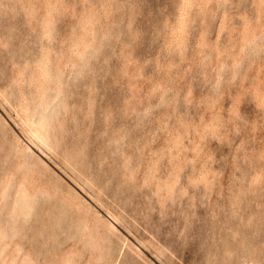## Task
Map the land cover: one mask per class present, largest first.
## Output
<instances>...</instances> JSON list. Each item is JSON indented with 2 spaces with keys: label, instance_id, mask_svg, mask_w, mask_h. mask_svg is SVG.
Masks as SVG:
<instances>
[{
  "label": "rangeland",
  "instance_id": "rangeland-1",
  "mask_svg": "<svg viewBox=\"0 0 264 264\" xmlns=\"http://www.w3.org/2000/svg\"><path fill=\"white\" fill-rule=\"evenodd\" d=\"M0 195V264H264V0H0Z\"/></svg>",
  "mask_w": 264,
  "mask_h": 264
},
{
  "label": "bare ground",
  "instance_id": "bare-ground-1",
  "mask_svg": "<svg viewBox=\"0 0 264 264\" xmlns=\"http://www.w3.org/2000/svg\"><path fill=\"white\" fill-rule=\"evenodd\" d=\"M26 123H27V121H26ZM29 123V122H28ZM30 124V123H29ZM28 125V124H27ZM33 126H34V124L31 126L32 128H33ZM30 169V168H29ZM8 172V171H7ZM40 175V174H39ZM19 176H20V174H19ZM14 179V178H13ZM39 179V178H38ZM4 180V179H3ZM19 182H20V180H19ZM27 182H29V181H27ZM15 184V183H14ZM23 190V189H22ZM36 190V189H35ZM34 190V191H35ZM36 192V191H35ZM34 193V192H33ZM36 194V193H35ZM1 196V195H0ZM35 197H36V195H35ZM106 220V219H105ZM107 222V221H106ZM5 230V229H4ZM2 239V238H1ZM4 240H6V239H4ZM9 241V240H8ZM34 258V257H33ZM61 261V260H60Z\"/></svg>",
  "mask_w": 264,
  "mask_h": 264
}]
</instances>
